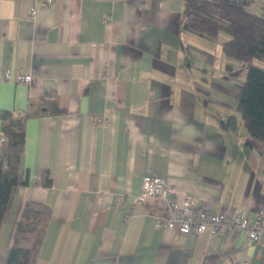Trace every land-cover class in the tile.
<instances>
[{
	"label": "crops",
	"instance_id": "obj_1",
	"mask_svg": "<svg viewBox=\"0 0 264 264\" xmlns=\"http://www.w3.org/2000/svg\"><path fill=\"white\" fill-rule=\"evenodd\" d=\"M36 1L0 0V111L34 110L48 90L65 111L25 121L28 182L0 226V264L27 200L51 210L34 264H264V240L181 234L156 224L158 197L136 200L159 177L213 212L264 216V141L238 109L247 68L227 35L187 27L183 0H53L29 16ZM236 1L264 14V0Z\"/></svg>",
	"mask_w": 264,
	"mask_h": 264
},
{
	"label": "trees",
	"instance_id": "obj_2",
	"mask_svg": "<svg viewBox=\"0 0 264 264\" xmlns=\"http://www.w3.org/2000/svg\"><path fill=\"white\" fill-rule=\"evenodd\" d=\"M183 3V22L187 27L208 36L227 35L223 51L245 63L246 78L235 89L237 106L249 133L264 141V14L253 12L236 0H183ZM64 111L51 90L42 95L39 107L34 110L0 111V133L6 138L5 150L0 151V226L9 213L17 186L28 182L21 170L27 117L38 112ZM50 182L45 171L42 183ZM50 216L47 204L35 200L24 203L5 264L35 263Z\"/></svg>",
	"mask_w": 264,
	"mask_h": 264
},
{
	"label": "built area",
	"instance_id": "obj_3",
	"mask_svg": "<svg viewBox=\"0 0 264 264\" xmlns=\"http://www.w3.org/2000/svg\"><path fill=\"white\" fill-rule=\"evenodd\" d=\"M53 0H37L29 8V16H34L39 7L46 6ZM6 80L30 83L32 75L25 71H16L14 74L9 70L3 72ZM0 140H5L3 135ZM147 196H156L161 204L166 207L167 215L157 218L156 224L163 221L167 228L174 229L181 234L193 235L207 231L211 235H225L227 233H244L249 239L264 240V216L256 214L253 219L245 215L227 214L224 211L213 212L199 206L194 198L169 194L166 179L148 177L143 179L142 189L136 196L140 201Z\"/></svg>",
	"mask_w": 264,
	"mask_h": 264
}]
</instances>
